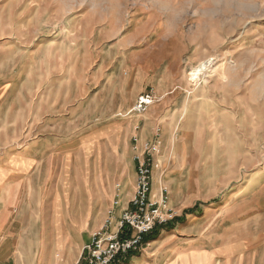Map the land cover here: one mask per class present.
I'll list each match as a JSON object with an SVG mask.
<instances>
[{
    "label": "rangeland",
    "instance_id": "374dc122",
    "mask_svg": "<svg viewBox=\"0 0 264 264\" xmlns=\"http://www.w3.org/2000/svg\"><path fill=\"white\" fill-rule=\"evenodd\" d=\"M156 128L153 191L183 222L127 264H264V0H0V190L26 207L22 252L55 200L62 219L119 183L123 202L131 136ZM92 205L76 242L103 223ZM197 239L212 262L186 259Z\"/></svg>",
    "mask_w": 264,
    "mask_h": 264
},
{
    "label": "built area",
    "instance_id": "2783aa9c",
    "mask_svg": "<svg viewBox=\"0 0 264 264\" xmlns=\"http://www.w3.org/2000/svg\"><path fill=\"white\" fill-rule=\"evenodd\" d=\"M151 103L148 95L140 96L138 108ZM138 126L135 127V130ZM160 129L156 128L152 139L145 140L134 134L131 136L133 160L135 162L134 190L127 205L121 208L117 218L115 209L120 207V184H115L111 208L101 226L90 234L84 246L81 259L85 264H118L130 254L142 252L149 242L145 237L158 226L166 225L175 217L167 205V189L160 187L153 191L154 172L160 167L159 156L162 149ZM161 177V174H160Z\"/></svg>",
    "mask_w": 264,
    "mask_h": 264
},
{
    "label": "crops",
    "instance_id": "0c3cea01",
    "mask_svg": "<svg viewBox=\"0 0 264 264\" xmlns=\"http://www.w3.org/2000/svg\"><path fill=\"white\" fill-rule=\"evenodd\" d=\"M134 181L135 173L132 174L131 179L127 184L129 189L123 199V202H120V207L115 209V218L118 217L121 208L127 205V202L134 190ZM12 196L9 198L6 190H0V264H85L84 260L81 259V254L84 246L89 242L90 234L93 231L88 234L87 238L86 230L85 237L80 241L77 240L76 242L75 236L78 234L77 230L82 227H86L84 225L87 218L92 213L93 202H95L96 205L95 224L96 227L97 225H100L107 217L108 209L111 208L114 193L113 190H110L108 192H100L99 195H87L88 201L86 206H81L82 203L79 206L71 203V205H69L70 207L67 209V214H65L64 210H62L60 206L63 213L62 219L58 216L57 209L55 208V205L59 204V202L58 200L53 201L50 210L51 219L48 222H39V224L37 221L31 222L32 228H37V225H39L42 230L45 228L48 229V237L47 239L44 237H42V239L37 237L30 254L22 252L25 245V239L22 236V229L25 228L27 222L21 220V213L26 212V207H22V205L18 203L16 195ZM39 209L40 206H36L35 212L40 211ZM83 211L86 212L85 215L82 214ZM9 218H11V221ZM192 235V233L189 234V236ZM219 239L226 241L228 239V230L223 232ZM153 243H155L154 240L149 241L148 246ZM200 244V239H197L196 242L190 243V245L198 246L189 249V254L184 252L186 259L190 258L195 260L197 255H199L207 256L209 262H212L213 259L216 258L215 256L217 254V250L212 249L211 252H208L205 250L204 246ZM225 249L227 248L224 247L219 251L226 252ZM133 258L135 257L133 256L130 259ZM220 258L224 260L223 264H228V260L230 259L226 254ZM122 261L123 260L119 263H122Z\"/></svg>",
    "mask_w": 264,
    "mask_h": 264
},
{
    "label": "trees",
    "instance_id": "16d2710c",
    "mask_svg": "<svg viewBox=\"0 0 264 264\" xmlns=\"http://www.w3.org/2000/svg\"><path fill=\"white\" fill-rule=\"evenodd\" d=\"M182 222L183 220L181 218H173V220L169 222L168 224L156 227L153 232H151L149 235L145 237V242H149V241L156 239L159 234V230L163 228L172 229L173 227H175V223L181 224ZM133 256H137V254L128 255L127 258H125V260L122 261V263L127 264L129 259Z\"/></svg>",
    "mask_w": 264,
    "mask_h": 264
},
{
    "label": "bare ground",
    "instance_id": "6f19581e",
    "mask_svg": "<svg viewBox=\"0 0 264 264\" xmlns=\"http://www.w3.org/2000/svg\"><path fill=\"white\" fill-rule=\"evenodd\" d=\"M208 61V60H207ZM210 61V60H209ZM212 61V60H211ZM209 65L211 66V62H202L198 66L192 69V71L189 74L190 80L192 82L197 83L198 80L201 79V75L204 74L205 70L208 69ZM211 69V68H210ZM207 75V74H206ZM221 75V74H220ZM204 77V76H203ZM203 79V78H202ZM222 80V79H221ZM189 81V80H188ZM194 85V84H193ZM150 104V102H149Z\"/></svg>",
    "mask_w": 264,
    "mask_h": 264
}]
</instances>
